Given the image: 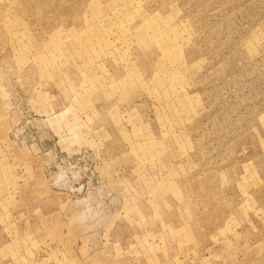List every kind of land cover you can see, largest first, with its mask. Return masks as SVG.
<instances>
[{"label": "rangeland", "instance_id": "374dc122", "mask_svg": "<svg viewBox=\"0 0 264 264\" xmlns=\"http://www.w3.org/2000/svg\"><path fill=\"white\" fill-rule=\"evenodd\" d=\"M0 264H264V0H0Z\"/></svg>", "mask_w": 264, "mask_h": 264}]
</instances>
